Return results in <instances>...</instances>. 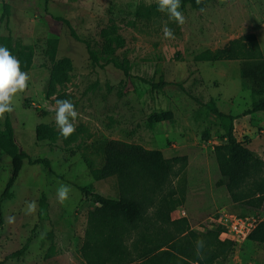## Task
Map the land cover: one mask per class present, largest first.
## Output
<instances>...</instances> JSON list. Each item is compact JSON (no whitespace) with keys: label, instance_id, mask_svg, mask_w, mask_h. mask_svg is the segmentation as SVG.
Here are the masks:
<instances>
[{"label":"rangeland","instance_id":"obj_1","mask_svg":"<svg viewBox=\"0 0 264 264\" xmlns=\"http://www.w3.org/2000/svg\"><path fill=\"white\" fill-rule=\"evenodd\" d=\"M3 3L9 6L7 24L1 18ZM179 11L185 16L183 25L158 11L156 0H0V35L10 33L13 55L30 77L27 90L14 99V111L7 113L14 138L31 158L50 163L45 167L23 159L10 196L1 202L0 264H86L79 249L90 202L77 186L90 185L91 191L110 198L129 192L116 175L100 180L90 175L86 159L92 167L102 164L91 147L95 139H120L158 149L165 159L179 158L161 185L151 187L144 181L133 188L144 210L140 220L128 224L123 237L129 251L125 262L138 263L154 243L169 247L172 242L204 264H264V244L248 239L232 240L227 255L210 259L216 248L207 242L212 237L207 231L215 227L210 218L222 210L264 218V204L251 206L216 186L214 149L224 141L223 122L204 104L213 99L222 112L247 110L252 96L250 84L240 75L242 61L198 58L246 33L256 35L264 56V0H206L200 8L186 3ZM58 18L67 20L80 40ZM165 24L175 39L163 36ZM86 43L97 61L91 60ZM64 59L70 63L69 80L57 88L70 95L68 100L79 113L76 129L85 125L92 133L89 139L81 133L69 145L61 135L35 138L38 126L59 132L55 95L48 97L46 92L54 66ZM109 59L126 67L129 75ZM159 81L168 84L154 89L152 83ZM165 110L172 113L171 119L150 123L155 112ZM10 174V155L0 150V194ZM61 183L71 189L63 205L57 198ZM30 201L37 209L26 215ZM167 203L177 211L174 216L185 221L166 219ZM9 217H14L12 223ZM198 239L204 241L199 252ZM23 246L20 255L7 256Z\"/></svg>","mask_w":264,"mask_h":264},{"label":"trees","instance_id":"obj_2","mask_svg":"<svg viewBox=\"0 0 264 264\" xmlns=\"http://www.w3.org/2000/svg\"><path fill=\"white\" fill-rule=\"evenodd\" d=\"M206 0L200 4L196 0H180L181 6L191 3L195 7H202ZM180 6V7H181ZM9 6L3 3V13L7 24ZM58 20H63L58 18ZM68 26V21L63 20ZM70 34L73 38L80 40L74 30L69 26ZM8 30V27L6 28ZM9 31V30H8ZM0 46L6 47L13 55L14 48L11 43V35L7 33L0 35ZM87 52L92 61H97L95 53L86 43ZM202 61L219 60H240V75L250 84L252 101L250 108L242 114L261 111L264 112V56L261 51L258 39L254 33H246L229 40L224 46L215 50H205L199 55ZM108 62L121 68L125 76H128V69L120 67L116 61L109 59ZM70 63L68 59L58 62L54 66L48 83L46 95H55L56 99H69L70 95L61 92L57 86H63L69 80ZM166 84L164 81L152 83L154 89H161ZM214 116L223 122L224 141L214 149L215 158L218 165L219 178L216 181L217 187H222L231 193L233 197L245 200L246 204L254 207H261L264 204V159L253 150L247 147L248 137L239 140L234 133V115L220 111L210 99L204 104ZM172 113L168 110L155 112L150 123H156L171 119ZM81 133L86 138H92V133L85 125H80L78 129L68 138L62 137L64 144L69 145L76 141ZM0 150L8 153L11 158V174L0 194V214L1 202L10 196V188L15 182L18 173L23 165V159L29 164L42 163L49 167V160L46 158H31L25 151H19L16 144L13 128L8 114H5L3 130L0 131ZM59 132H53L45 126H38L35 131V138L38 141L46 138L53 139ZM94 154L102 159V164L92 167L90 160L86 159L85 164L89 167L90 175L94 180H100L108 176L116 175L121 186L128 185L129 192L118 197L110 198L100 193L91 191L88 186H77L84 198L88 197L90 208L87 212V228L84 242L79 249L80 255L86 264H204L202 259L192 257L190 254L179 249L171 242L169 247L164 244L154 243L141 254L142 259L138 263L125 262L128 257V249L123 243V237L128 229V224L132 225L142 218L143 202L133 194V188L142 185L144 181L149 185L159 186L172 170L173 163L179 160L178 157L170 159L163 158V154L158 149H147L140 144L129 143L120 139H95L91 142ZM145 182V183H146ZM150 185V186H151ZM247 185V189H241ZM149 186V187H150ZM152 187V186H151ZM154 188V187H153ZM129 193H131L129 195ZM164 217L170 219V212L173 206L165 204L163 207ZM245 216V215H240ZM261 217V216H258ZM181 222L185 219H177ZM176 221V220H175ZM220 226L207 231V235H212L213 241L207 239L209 244L216 247L211 251L210 259L225 256L231 251L233 241L220 239ZM206 234L203 236L205 237ZM247 239L257 244H264V218L260 219L247 235ZM167 245V246H168ZM25 250V246L7 255L15 257ZM188 258V259H186ZM219 264V263H216Z\"/></svg>","mask_w":264,"mask_h":264},{"label":"clouds","instance_id":"obj_3","mask_svg":"<svg viewBox=\"0 0 264 264\" xmlns=\"http://www.w3.org/2000/svg\"><path fill=\"white\" fill-rule=\"evenodd\" d=\"M201 2L202 0H196L197 4ZM156 4L158 11L167 14L170 21L175 22L177 25L186 23L185 16L179 11L180 0H156ZM162 32L166 39H175L173 30L167 24L162 27ZM29 80L28 73L21 70L19 59L12 55L6 47L0 46V121L5 119L6 113L14 111V99L27 90ZM54 112L55 126L60 135L64 138L70 137L75 132V121L79 117L74 103L68 99H56ZM70 191V186L62 183L57 188V198L61 205L69 200ZM36 209V202L30 201L27 203L25 214L32 215L36 212ZM13 221L14 217L8 218L9 223ZM196 247L197 252H199L204 247V241L198 239Z\"/></svg>","mask_w":264,"mask_h":264},{"label":"crops","instance_id":"obj_4","mask_svg":"<svg viewBox=\"0 0 264 264\" xmlns=\"http://www.w3.org/2000/svg\"><path fill=\"white\" fill-rule=\"evenodd\" d=\"M224 61L234 62L236 64L237 61L240 60H224ZM248 108H250V106L247 107V109ZM244 110H246V108ZM242 113L243 112L241 111L240 113H236V114L230 112L226 114H231L235 116L233 120V125H234V133L236 137L238 135L242 137H248L249 142L247 144V147L253 150L262 159H264V115H255L256 112L247 113V114H242ZM176 212L177 211L175 209L170 212L171 220H177V218H175L174 216Z\"/></svg>","mask_w":264,"mask_h":264},{"label":"built area","instance_id":"obj_5","mask_svg":"<svg viewBox=\"0 0 264 264\" xmlns=\"http://www.w3.org/2000/svg\"><path fill=\"white\" fill-rule=\"evenodd\" d=\"M260 219L262 218L258 216H240L224 210L219 211L214 217L210 218L215 226L221 227L220 239L235 240L237 242L247 240L248 233Z\"/></svg>","mask_w":264,"mask_h":264},{"label":"water","instance_id":"obj_6","mask_svg":"<svg viewBox=\"0 0 264 264\" xmlns=\"http://www.w3.org/2000/svg\"><path fill=\"white\" fill-rule=\"evenodd\" d=\"M17 144V143H16ZM19 151H21V147L19 146Z\"/></svg>","mask_w":264,"mask_h":264}]
</instances>
